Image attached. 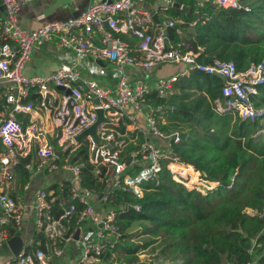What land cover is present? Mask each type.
Masks as SVG:
<instances>
[{
  "label": "built area",
  "instance_id": "obj_1",
  "mask_svg": "<svg viewBox=\"0 0 264 264\" xmlns=\"http://www.w3.org/2000/svg\"><path fill=\"white\" fill-rule=\"evenodd\" d=\"M30 1L0 0L3 8L0 17V88L4 89L6 102L5 110L0 113V182L13 179L14 168L20 164L21 158L29 154L36 140H41L42 132L36 124L31 122L24 127L18 114L36 109L49 110L51 121L58 129L56 139L61 147L76 144L75 136L96 120V110L101 109L105 121L97 126L96 132L103 143L97 144L90 135L86 136L87 160L95 166L103 165L112 169L116 177L121 176L124 189L141 197L142 183L165 167L171 179L187 190L202 196L213 192L219 186V181L208 178L198 167L181 160L168 148L148 142L141 143L130 154V163L142 162L141 168L135 174L127 173L129 163L123 157L125 144L124 140L119 139L124 137L125 126L135 120L126 111L127 108L140 111L146 96L153 90L159 96H166L180 76L174 74L159 78L152 87L149 82L137 77L131 79L127 71L142 70L149 76L164 63H182L185 65L184 73L198 70L206 74H222L226 81L221 87V96L213 102L215 111L233 112L242 119L257 121L260 127L253 135H264V106H256L252 100V96L259 94L258 87L264 85V60L247 69H237L233 61L213 58L209 63H201L196 61L198 53L181 52L165 33V29L174 26L175 20L169 19L154 30L153 13L159 10L166 12L174 0H164L154 12L136 6V2L145 0H93L76 17L47 21L26 30L19 24L17 13L22 4ZM212 1L222 7H239V0ZM94 32H99L98 40L93 37ZM123 36L133 37L136 43L132 45ZM42 41L54 42L62 50L63 61L50 74L26 76L22 71L23 66L30 59L34 47ZM73 54L113 65L117 70L115 86L102 85L91 77L105 74L96 63L88 70V75L83 76L71 63ZM50 84L63 90L69 89L68 93L60 95L61 101L55 107L49 95ZM30 89H34V93L39 96L35 101H26ZM147 107L145 120L150 133L163 136L156 119L161 106ZM177 139L175 137V141ZM36 155L38 166H41L54 157V149L47 141H42L36 149ZM49 166L57 167L53 162ZM80 167L69 162L62 165L75 179L80 178ZM90 193V190H85V196ZM49 196L45 190H38L34 195L36 225L50 241L64 240L77 205L72 202L63 206L61 213L56 216L53 214V198ZM85 196L76 197L83 204L76 222L89 220L95 226H102L97 227L92 237L88 234L78 241L81 249L75 264H101L102 253L107 247H112L119 236L113 224L115 212L112 210L100 214ZM103 199H107V194ZM25 208L24 202L0 188V244L9 238L8 227L20 224ZM260 216L264 220V203ZM62 254L61 247L48 244L47 248H37L33 252L22 249L4 264H54L52 258Z\"/></svg>",
  "mask_w": 264,
  "mask_h": 264
},
{
  "label": "trees",
  "instance_id": "obj_2",
  "mask_svg": "<svg viewBox=\"0 0 264 264\" xmlns=\"http://www.w3.org/2000/svg\"><path fill=\"white\" fill-rule=\"evenodd\" d=\"M176 1L188 10L170 7L168 16L176 22L167 28V36L181 52L198 53L196 61L201 63L213 58L233 61L237 69L264 60V0H239L235 8L219 6L212 0L201 4L197 0ZM123 38L136 43L133 37ZM222 85L217 76L193 70L174 83L178 92L159 96L153 90L145 98L146 103L161 106L156 117L159 130L165 135L177 133V141L168 138L174 155L219 181L206 196L174 182L164 167L142 183L143 195L136 197L122 187L121 176L118 185L108 187L106 167H96L87 160L86 141L70 155L74 164L81 165L80 185L97 195L107 194L102 204L115 212L113 224L119 236L102 253L103 264H264V220L260 216L264 203V135H253L260 127L257 121L215 111L213 102L221 96ZM258 90L252 100L256 106H264V85ZM38 97L30 89L26 101ZM5 106L4 89L0 88V113ZM144 140L140 133L124 147L129 174L141 168V164L130 163V154ZM24 162L16 167L22 183L29 175ZM52 188L54 193L49 197H56L53 211L58 216L60 201L69 198L70 183H63L61 190L56 185ZM76 205L70 231L78 227L77 216L83 208L80 203ZM34 238L26 250L42 247L37 241L45 242L42 232ZM144 251L150 254L149 262L140 260Z\"/></svg>",
  "mask_w": 264,
  "mask_h": 264
},
{
  "label": "crops",
  "instance_id": "obj_3",
  "mask_svg": "<svg viewBox=\"0 0 264 264\" xmlns=\"http://www.w3.org/2000/svg\"><path fill=\"white\" fill-rule=\"evenodd\" d=\"M197 1H199L201 4L206 0H197ZM92 2L93 0H32L20 6L17 13L18 22L26 30L34 29L47 21L60 20L68 17H76L80 15L82 12H84ZM163 2L164 0H145L143 2H136V6L141 5L142 9H147L150 10L151 12H154V10L158 8L160 5H162ZM175 2L178 3L179 6H173V3ZM173 3L171 7H176V8L179 7L180 9L188 10V6L182 8L181 6H185V5L179 3L176 0H174ZM168 10L166 12L160 10L157 11L156 14L158 17V22L154 20L155 21L154 30L162 27L169 19L173 18L168 16ZM2 14H3V8L0 4V17L2 16ZM160 14L166 17V21L162 22V18L160 17ZM99 35H100L99 32L93 33V37L95 38V40L99 39ZM72 56H73V60H71L72 65H74V67L83 76H87L88 70L96 63L98 67L104 71L105 74L91 75V77L97 79V81L100 84L107 85L109 87L112 86L114 83H116L117 70L113 65L107 64L105 62H103L104 65H100L96 61L94 62V60L90 57L81 58L75 56L74 54ZM62 61H63L62 50L54 42L42 41L34 47L31 57L24 64L22 71L23 74L26 76L47 75L54 72ZM109 66L111 67V69H109L110 68ZM184 70H185V65L182 63H164L158 66L152 73L157 74V79L162 77H169L174 74H180L179 78H182L183 76H189L190 72L184 73L185 72ZM127 73L129 77L133 80L134 78L138 77L137 76L138 74L144 76L146 75L145 73L142 72V70H135V69L128 70ZM221 82L222 84L224 83L222 80ZM175 92L178 91H176V89H174L173 86L171 92L168 93L167 95L173 94ZM62 93L65 94L66 93L65 90L57 88L52 84L49 85V95L51 96L53 107L59 105L61 101L60 95ZM35 99L32 101H35ZM142 105L144 108L141 109L140 111L133 110L130 107L127 108L126 111L131 115H133L135 120H133V122H130L125 126L124 137L123 138L120 137L119 139L122 141L124 140V144L126 146L128 142L133 141L135 139L136 135L141 133L145 137V140L143 142H148L153 144L154 146H159L164 149L168 148L169 150H171L170 142L168 141V138L174 137V141H175V137H177V133L174 132L170 135L164 134L161 137L150 133L148 124L146 123L145 120V113L148 110L147 106L151 104L144 102V104ZM233 116L235 115L233 114ZM17 117H19L18 119L22 122L24 127L30 124L31 122L35 123L38 129L41 130L42 135L40 141L36 140V143L34 144L29 154L21 158V161L26 160V162H24V168L29 173L28 180L24 183L20 181L18 172L16 170L17 167L16 166L14 168L13 179L8 182H0V188L3 192L9 194L14 198L20 199L22 202L26 204V208L24 210V214L20 224L18 226L10 225L8 227L9 228L8 240L14 236L20 237V240L22 241L23 244L21 248L22 250L25 249L27 246L33 245L35 241L34 235L38 234L39 232H42L44 235L45 242L42 243L40 241H37L36 244L38 246H42L37 248L45 249L47 248L48 244L57 245L63 249V254L60 257L52 258L53 263L75 264V261L81 249V247L79 246L80 240L83 239V237L88 234H90V237H92L93 236L92 233L96 231L97 227H101V226L99 225L95 226L92 223L91 224L87 223V221L80 223L76 222V224H78V227H76L75 229L70 231V229H68L67 227L68 230H66V232L67 231L70 232V237L68 238L64 237V240H56L55 242L50 241L45 235V233L41 231L36 225L34 195L38 190H45L50 195H53L54 188H52V186L56 185L57 187H59V190H61L62 184L65 182H69L70 183L69 198L60 201L61 208L63 206H66L64 205L65 202H68V204L72 202H74L75 204L76 203L82 204L81 202H79L78 198L76 197L85 196V190H90V189L86 187H82L80 185V178L75 179L73 174L69 170H65L64 168H62V165L66 162H69L74 165V163L70 158V155L74 150L77 149L81 141H86L88 144L87 137L86 139H82L79 142L76 141V144H70L68 146L66 145L60 147L56 139V134L58 133V129L55 128V126L51 121V112L49 110L36 109L30 112L20 113L17 115ZM231 123H233V120L231 121ZM124 138H128V141L125 142ZM42 141H47L48 144L52 146V148L54 149V157L51 158V160L45 161L43 165L38 166V157L36 155V149ZM60 155H65L62 160L61 158H59ZM51 162L55 163L57 167L51 168L49 166ZM141 163L142 162L137 164H141ZM27 165H29V167H27ZM104 175L107 176L105 181L108 187H114L118 185V183H116V180L119 177H116L114 175V171L112 169L106 167V171ZM90 192L91 193L89 194V196H85V197L87 200H89V202L92 204L93 208L97 212H99L100 214H106L107 212L114 210L102 204V200H104L103 196L105 194L104 195L102 194V197L99 198L100 194L97 195L93 190H90ZM54 199H56L55 196H53V200ZM53 214H55L54 211ZM82 224H85V227ZM135 228L136 227H134L133 229ZM77 229H79V237L77 240H75L72 238V236L75 235ZM8 240L0 244V264H4L6 261L12 260L14 258L12 252L13 250L12 248L14 247V245L12 244L10 246L8 244ZM34 250L35 249L29 250V252H33ZM139 257L141 261L149 262L151 260L150 254L147 253V251L140 253ZM113 264H121V263L115 261Z\"/></svg>",
  "mask_w": 264,
  "mask_h": 264
},
{
  "label": "water",
  "instance_id": "obj_4",
  "mask_svg": "<svg viewBox=\"0 0 264 264\" xmlns=\"http://www.w3.org/2000/svg\"><path fill=\"white\" fill-rule=\"evenodd\" d=\"M173 6H179L178 3H173ZM182 8L186 7V6H181ZM153 19L158 22V17H157V14L156 13H153ZM167 32V30H165V33ZM97 63H99L100 65H104L103 62L101 60H96ZM215 76H217L218 78H220L223 82L226 81V78L222 75V74H219V73H215L214 74ZM60 89H63L62 87H58ZM66 93L69 92V89H66L65 90ZM96 114H97V118L96 120L87 128H85L84 130H82L79 134H77L75 136V141L79 142L80 140L82 139H86V136L87 135H90L93 140L97 143V144H100V143H103V140L100 139L98 133L96 132V128L97 126L102 123L103 121H105L104 117H103V114H102V110L101 109H97L96 110ZM102 197V194L99 195V198ZM99 226H102V224H100ZM70 237V232L67 231L65 233V238H68ZM79 237V229L76 230L75 232V235L72 236L73 239L77 240ZM8 244L11 246L12 244L14 245V247L12 248V252H13V256H17L18 252L21 250L22 248V241L20 240V237H17V236H14L12 238H10L8 240ZM53 261V260H52Z\"/></svg>",
  "mask_w": 264,
  "mask_h": 264
},
{
  "label": "rangeland",
  "instance_id": "obj_5",
  "mask_svg": "<svg viewBox=\"0 0 264 264\" xmlns=\"http://www.w3.org/2000/svg\"><path fill=\"white\" fill-rule=\"evenodd\" d=\"M140 9H142V7H141V5H137ZM160 17L162 18V22L163 21H166V17L164 16V15H162V14H160ZM110 67V66H109ZM109 69H111V67L109 68ZM138 77V79L139 80H141V81H143V82H149V84L153 87L155 84H156V80H157V74H155V73H151L150 74V76L148 77V76H144V75H141V74H138L137 75ZM115 80V79H114ZM115 82V81H114ZM115 84V83H114ZM112 85V86H110L111 88H113L115 85ZM144 107L142 106L141 107V109H143ZM250 211V209H246V212L248 213ZM87 221V223H90L91 224V222L89 221V220H86ZM84 227H85V224H82Z\"/></svg>",
  "mask_w": 264,
  "mask_h": 264
}]
</instances>
